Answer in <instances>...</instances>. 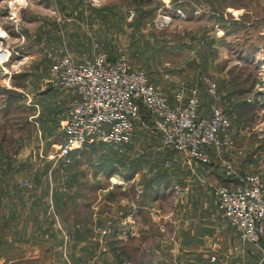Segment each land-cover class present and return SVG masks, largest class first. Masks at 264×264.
<instances>
[{
	"label": "crops",
	"instance_id": "1",
	"mask_svg": "<svg viewBox=\"0 0 264 264\" xmlns=\"http://www.w3.org/2000/svg\"><path fill=\"white\" fill-rule=\"evenodd\" d=\"M80 5L77 17H84V2ZM32 7L29 3L19 16L31 59L23 72L29 74L28 82L35 81L39 94L35 99L27 95L28 105L34 108L30 122L39 128L38 119L52 125L64 118V102L49 84V56L67 52L75 57L76 49L64 46L66 42L79 45L81 38L77 32L64 34L59 15L47 19L46 14L34 21ZM92 12L87 15L93 16ZM7 14V1L0 2V28L12 44L17 36ZM94 17L90 25H108L102 13ZM241 20L231 19L237 25ZM258 20L252 18L247 24ZM106 32L97 35L105 38ZM154 32L150 40L153 72L167 82L162 93L172 101L183 85L182 69L189 68H176L162 59L164 45L155 42ZM201 39L206 43L200 50V66L189 70L192 75L185 95L199 89L201 116H209L216 107L230 117L234 149L213 151L212 163L206 167L190 163L182 177L137 176L119 178L117 183L113 178L112 185L101 176L65 178L61 164L44 159L32 166L27 154L46 151L48 144H23L18 156L14 146L2 144L0 264H254L258 246L243 242L221 221L213 189L235 182L225 174L228 163L238 175H262L264 183V27L255 35L250 30L244 34L211 32ZM90 40L95 41V36ZM15 75L9 81L0 74V132H4L1 123L7 121L8 136L15 132V112L7 101ZM213 83L216 97L210 93ZM144 133L160 144L155 132ZM97 185L103 187L97 191ZM108 223H112V233L100 234Z\"/></svg>",
	"mask_w": 264,
	"mask_h": 264
},
{
	"label": "built area",
	"instance_id": "2",
	"mask_svg": "<svg viewBox=\"0 0 264 264\" xmlns=\"http://www.w3.org/2000/svg\"><path fill=\"white\" fill-rule=\"evenodd\" d=\"M95 1V0H94ZM29 0L7 1V20L16 34V43L9 44V35L0 28V74L11 78L21 73L31 59L26 38L21 31L19 13L29 7ZM134 12L128 19L134 18ZM49 84L66 102V120L61 122L59 141L53 142L40 157L58 164L86 147L102 145L120 150L133 145L135 124L145 111L152 130L167 150L182 154L203 166L211 165V153L233 150L230 117L213 107L209 116L200 115L201 95L192 89L177 90L172 101L159 92L145 70L136 69L122 50L112 56L99 43L92 54L77 62L71 55H50ZM210 93L217 96L212 84ZM225 174L235 182L222 183L213 189V201L220 219L240 239L257 245L264 237V183L260 174L238 175L233 164L225 166ZM112 223L100 234L110 235Z\"/></svg>",
	"mask_w": 264,
	"mask_h": 264
},
{
	"label": "rangeland",
	"instance_id": "3",
	"mask_svg": "<svg viewBox=\"0 0 264 264\" xmlns=\"http://www.w3.org/2000/svg\"><path fill=\"white\" fill-rule=\"evenodd\" d=\"M4 1L9 0H0ZM29 2L33 6L31 12L34 21L37 20L35 18H43L46 14L47 19L59 15L64 21V34L77 32L80 36L79 45L66 42L64 46L76 49L77 57L67 52L64 54L71 55L76 61L85 60L92 54L95 43H99L112 56L117 50L126 51L133 67L145 70L161 93L163 89L166 90L168 84L158 80L157 74L153 72L155 67L150 41L152 30L155 31L153 36L155 42L164 45L161 49L162 59L176 68H189L182 69L185 70L182 74L183 85L178 89L182 90L189 87L187 82L191 80L192 75L189 70H198L200 66V50L203 48L202 44L205 47L206 43L201 38L206 33L244 34L250 30L255 35L264 27V0H29ZM82 2L85 15L77 17V10ZM93 10V16L87 15ZM145 10H150V13L144 14ZM131 12H134L135 16L129 20ZM95 13H102L108 25L104 23L98 26L90 25L89 20L95 19ZM232 18H240L243 22L238 25L232 24ZM252 18L260 20L250 26L247 23L251 22ZM32 26L35 28L37 25ZM105 30L108 34L105 38L97 35ZM94 36L95 41L90 40ZM28 76L29 74L26 75L22 71L14 76L15 82L14 84L11 82L9 86L11 88L7 101H10V110L15 112V132H10L8 136L6 132L8 122L1 123L4 132H0V145L14 146L16 156L19 155L18 151L23 144L50 145L59 141L61 134L62 121L50 125V122L38 119L40 130L31 124L30 117L34 108L28 105L27 95H33L35 99L39 94L35 81L28 82ZM63 102L64 121L67 106L65 100ZM141 118L135 124L136 139L132 146L120 150L102 145L86 147L85 150L73 155L69 163L64 161L58 163L62 165L65 178L101 176L111 180L114 185L113 178L184 176L186 169L189 170V164L194 161L185 155L167 150L160 140L159 144L153 138L146 137L144 132L155 131L152 130L150 118L145 111L142 112ZM44 132H48V135L45 136ZM27 155L32 166H37V162L43 160L40 151ZM193 164L200 165L197 162ZM35 172L32 171V174ZM102 187L97 185V191ZM263 240L256 245L258 247L254 264H259L264 259Z\"/></svg>",
	"mask_w": 264,
	"mask_h": 264
},
{
	"label": "water",
	"instance_id": "4",
	"mask_svg": "<svg viewBox=\"0 0 264 264\" xmlns=\"http://www.w3.org/2000/svg\"><path fill=\"white\" fill-rule=\"evenodd\" d=\"M260 264H264V259L260 262Z\"/></svg>",
	"mask_w": 264,
	"mask_h": 264
},
{
	"label": "bare ground",
	"instance_id": "5",
	"mask_svg": "<svg viewBox=\"0 0 264 264\" xmlns=\"http://www.w3.org/2000/svg\"><path fill=\"white\" fill-rule=\"evenodd\" d=\"M114 182L117 183L118 182L117 179L114 178Z\"/></svg>",
	"mask_w": 264,
	"mask_h": 264
}]
</instances>
